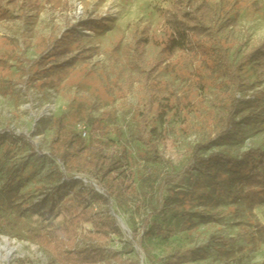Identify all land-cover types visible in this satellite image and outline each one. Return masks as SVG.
I'll list each match as a JSON object with an SVG mask.
<instances>
[{
  "label": "rangeland",
  "instance_id": "374dc122",
  "mask_svg": "<svg viewBox=\"0 0 264 264\" xmlns=\"http://www.w3.org/2000/svg\"><path fill=\"white\" fill-rule=\"evenodd\" d=\"M174 1L0 0V133L13 134L0 141V188L8 171L17 168L24 196L13 207L0 196V245L16 246L6 264H57L29 231H42L48 220L61 222L60 198L66 201L72 191L97 182L89 173L65 174L54 157L61 145L52 143L58 119L66 132L89 127L102 152L125 154L118 176L133 182L141 199L148 173L156 184L190 189L197 181L185 178L184 171L197 144L200 155L238 156L264 148V58L241 66L238 97L252 106L235 116L228 137H219L230 87L222 76L200 77L193 59L165 47L171 29L163 14ZM190 6L217 30L230 59L264 39V0H192ZM62 173L73 176L65 181L71 185L53 193V212L43 220L33 204L50 206L48 196L63 181ZM157 191L137 210L114 199L103 205L92 200L81 209L82 226L92 229L93 221L115 211L126 229L117 222L106 247L121 260L138 257L139 264H158L156 258L184 249L193 252L182 264H264V195L237 188L219 191L211 206L187 204L184 215L169 218L175 229L166 240L143 242L146 255L131 230L142 235V218L155 206ZM24 202L28 208L12 224L10 217ZM200 211L207 219L195 214ZM187 215L196 225L183 231ZM230 237L235 240L223 241ZM102 264L116 262L109 256Z\"/></svg>",
  "mask_w": 264,
  "mask_h": 264
},
{
  "label": "trees",
  "instance_id": "16d2710c",
  "mask_svg": "<svg viewBox=\"0 0 264 264\" xmlns=\"http://www.w3.org/2000/svg\"><path fill=\"white\" fill-rule=\"evenodd\" d=\"M190 2L192 0H175L164 12L163 20L171 29V37L167 40L165 47L169 50L178 49L187 58L193 59L200 70V77L213 81L216 77L222 76L227 81L230 91L227 103L222 107L225 113V129L218 136L228 137V128L234 126L235 116L244 108L252 106L248 99L238 97L244 85L240 73L241 66L264 58V39L248 48L240 58L235 60L237 56L235 52L230 59L217 30L206 23L198 8H191ZM85 128L87 131L85 137L82 136L81 130L66 132L63 131L61 121L58 119L52 143L60 142L61 145L54 157L64 167L65 174L89 173L97 181L96 184L72 191L66 201L60 198L59 201L63 204L65 211L61 222L48 220L47 224L42 226V231L30 230L28 234L50 254L57 264H102L109 256L116 264L140 263L138 257L121 260L118 254H114L106 247L109 232L117 229L116 217L111 213H105L97 221H93L92 229L82 226L85 216L81 209L90 205L92 200L98 205H103L109 203V199H114L118 205H129L137 210L145 204V199L147 205L151 203L154 188L157 189L158 194L154 196L155 206H152L150 212L142 218V235L138 237V230L134 228L131 230L132 240L148 255V246H145L143 242L148 244L151 238L166 240L175 229L174 225L168 224L169 218L173 215H184L188 209L187 204L191 205L194 202L204 206L214 205L217 201L215 195L221 190L231 188H237L242 192H254L259 196L264 195V148L251 147L243 150L238 156L222 151L200 155L197 151L202 145L197 144L194 147L191 162L184 171L185 178L194 177L193 179L197 181L190 189L172 187L164 181L156 184L155 175L148 173L144 179L146 182H142L143 192L147 193L144 194L146 198L141 199L140 193L136 192V185L127 181L124 176L121 178L126 155L121 152H102V147L98 144L101 140L96 143L88 134L89 127ZM12 136V133L8 135L0 133V141L11 139ZM23 139L28 141L25 136ZM17 173V168L10 169L5 183L0 188L1 201L4 204L7 203L9 207H13L19 197H24L18 192L20 185L15 177ZM64 173H62L61 184L57 185L48 196L50 206L44 208L43 202L40 201L33 204L34 209L41 213L43 220L49 219V215L53 212L55 206L53 193L56 190L63 191L71 185L65 181L73 176H65ZM118 174H121V177ZM260 202H264V197ZM27 208L28 205L24 202L19 209L20 212L10 217L12 224L19 223L20 213ZM112 212L117 215L115 211ZM195 214L202 220L207 219L208 215L204 211L195 212ZM195 225L196 222L187 215L182 219L180 229L188 231ZM234 240V237H230L223 241L231 243ZM130 251H133L132 247ZM192 252V249L175 250L171 256L159 257L156 260L158 264H182L183 257Z\"/></svg>",
  "mask_w": 264,
  "mask_h": 264
},
{
  "label": "bare ground",
  "instance_id": "6f19581e",
  "mask_svg": "<svg viewBox=\"0 0 264 264\" xmlns=\"http://www.w3.org/2000/svg\"><path fill=\"white\" fill-rule=\"evenodd\" d=\"M114 13H117V10H114ZM16 246H11L8 242L0 245V261L3 264L9 261L11 255L14 253Z\"/></svg>",
  "mask_w": 264,
  "mask_h": 264
},
{
  "label": "water",
  "instance_id": "95a60500",
  "mask_svg": "<svg viewBox=\"0 0 264 264\" xmlns=\"http://www.w3.org/2000/svg\"><path fill=\"white\" fill-rule=\"evenodd\" d=\"M112 215H114L116 217L117 222L126 229L125 224L123 223V221L121 220V218L119 216H117L114 212H111Z\"/></svg>",
  "mask_w": 264,
  "mask_h": 264
},
{
  "label": "built area",
  "instance_id": "2783aa9c",
  "mask_svg": "<svg viewBox=\"0 0 264 264\" xmlns=\"http://www.w3.org/2000/svg\"><path fill=\"white\" fill-rule=\"evenodd\" d=\"M80 130H81V132H82V136H87V131H86V128L85 127H81V128H79Z\"/></svg>",
  "mask_w": 264,
  "mask_h": 264
}]
</instances>
